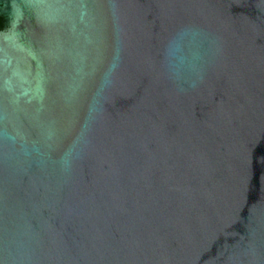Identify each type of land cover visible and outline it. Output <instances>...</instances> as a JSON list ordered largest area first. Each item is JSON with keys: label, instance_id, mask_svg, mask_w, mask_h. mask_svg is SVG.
Wrapping results in <instances>:
<instances>
[{"label": "water", "instance_id": "water-1", "mask_svg": "<svg viewBox=\"0 0 264 264\" xmlns=\"http://www.w3.org/2000/svg\"><path fill=\"white\" fill-rule=\"evenodd\" d=\"M0 18V264H264V0Z\"/></svg>", "mask_w": 264, "mask_h": 264}, {"label": "trees", "instance_id": "trees-1", "mask_svg": "<svg viewBox=\"0 0 264 264\" xmlns=\"http://www.w3.org/2000/svg\"><path fill=\"white\" fill-rule=\"evenodd\" d=\"M3 22H4L3 18H0V31L3 29Z\"/></svg>", "mask_w": 264, "mask_h": 264}]
</instances>
